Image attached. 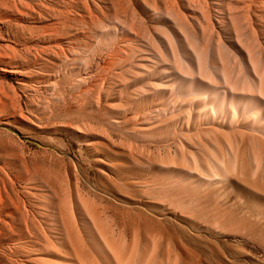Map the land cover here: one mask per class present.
<instances>
[{
	"label": "rangeland",
	"instance_id": "1",
	"mask_svg": "<svg viewBox=\"0 0 264 264\" xmlns=\"http://www.w3.org/2000/svg\"><path fill=\"white\" fill-rule=\"evenodd\" d=\"M47 2L38 10L43 22L0 20V44L13 56H32L23 60L34 65L25 76L0 69V184L22 218L20 230L0 235V264H264V215L247 208L236 187L214 189L196 166L219 156L216 150L227 155L235 132L196 122L192 105L201 99L176 92L174 72L191 71L168 55L178 27L167 7L173 2L185 16L196 42L197 5ZM240 2L231 13L243 15ZM212 15L221 20L223 13ZM53 21L62 22L59 33L44 42L70 41L68 59L30 50L42 30L30 28ZM235 38L222 41L232 53ZM119 47L129 48L130 58L118 62Z\"/></svg>",
	"mask_w": 264,
	"mask_h": 264
},
{
	"label": "bare ground",
	"instance_id": "2",
	"mask_svg": "<svg viewBox=\"0 0 264 264\" xmlns=\"http://www.w3.org/2000/svg\"><path fill=\"white\" fill-rule=\"evenodd\" d=\"M47 1L48 0H0V20H2V22L4 20V23L7 21L18 25L20 24L21 26L23 25L22 23L28 24L31 18L35 20V24L39 23V21L43 22V18L46 17L43 15V12L40 13L39 11L40 8L42 10L46 7L45 4L48 3ZM174 1L183 2L184 0ZM240 1L245 6L242 16L233 14V12L231 13V9L234 8L232 7L233 4L236 6V2L239 3ZM191 2L199 8L198 11L195 12L193 10L194 12L191 13V18L195 23L192 32L193 35L197 37L198 42L192 40L188 31V28L191 26H189L190 24L188 25L185 16H182L181 13L176 10V6H174L173 2H170L167 7L169 16L175 20L173 23L178 27L177 31H175L176 34L174 32V36L176 35L175 40L178 45L177 47L172 46L168 55H170L169 57L177 62L181 68L191 71L187 76L186 74H181L179 71H176V73L174 72L173 77L175 83L180 85V88L176 92L178 96H196L201 99L199 103L192 105V108H197L194 118L196 122H204L208 124V126L211 125L214 127L226 125L227 128L235 132L234 134L232 133L234 136H231V134L229 135L233 138V142L229 141L231 142L230 146L229 148L226 147L228 149L227 155H222L220 150H216L219 156L216 155L217 157L213 158L214 156L210 155L207 159L200 157V159L203 160H201L199 164L196 163V166H199L204 173L209 176V180L213 183L214 189L216 187L220 190L224 184L236 187L239 191V195L249 203L247 208L251 209L257 215H264V41H262L264 40V26L261 25V23L264 24V0H230L228 1L229 3L223 0L221 3H218V6L211 4V7H213L215 11L211 10L208 0H191ZM78 7L79 4L77 5V8ZM53 9L56 10V7ZM218 10L219 13H223V16L221 15V20L213 19L212 14L218 12ZM46 19L45 21H47ZM84 19L88 20V22H90L89 25H91V19ZM61 23L62 22L56 23L53 21L48 23L44 28H33L35 27L33 24L34 26L30 28L31 31H35L36 33L38 29L42 30L38 31L39 34H37V38L35 37L38 41L36 44L34 43V46L30 47V50L39 56L52 54L54 57L68 59L72 52L70 41L53 40L54 42H44L46 41L45 37L49 36V38H52L58 35ZM228 34H230V36L231 34H235L236 43L234 42L232 46H234L237 54L235 52H233V54L232 51L229 50V47L225 48L226 44H224L223 37ZM32 35H34V32H31V36ZM133 36L132 34L131 38H133ZM121 40L123 41V38ZM211 42H213V52L215 54L212 61H210L209 55V44ZM2 49L5 51L0 52L1 71L21 76H25L27 73L31 72L34 65L27 63V61L24 62L23 60L29 56L26 55V58L22 59L21 56L24 54L23 52L20 56L21 58L16 57V55L13 56V54L11 55L12 52H7V50L12 49L9 45L3 46L0 44V50ZM225 49L231 51L230 54L232 53L233 55L232 57L230 56L229 59L227 58L228 55L225 54L227 51H225ZM27 52L28 51L25 53L27 54ZM129 52L131 53L129 48L119 47L116 51L117 60L120 59L122 62V59L130 58V56H128ZM183 54L191 58L187 59ZM235 54L236 56H234ZM49 55L48 57H50ZM31 57L29 58L31 59ZM183 57L186 59L184 60L187 65L183 64L182 60H179ZM234 58H236V60ZM230 59H232V61ZM120 60L118 62H120ZM230 62H233V64L231 65ZM34 64H36V62ZM205 78H210L211 81L215 79L214 81L217 80L220 85L211 84L205 81ZM5 107L3 103L0 104V108L4 109ZM191 117L192 116L188 119H192ZM207 133L209 134V132ZM73 212L72 210L71 214ZM71 218H73V216ZM21 223L22 218L18 207L15 206L14 200L8 196L5 185L0 184V235L8 229H11V231L20 230L22 227ZM94 223L97 224L95 221ZM106 245L108 248L112 246L110 249H115L110 243L107 244V241Z\"/></svg>",
	"mask_w": 264,
	"mask_h": 264
}]
</instances>
